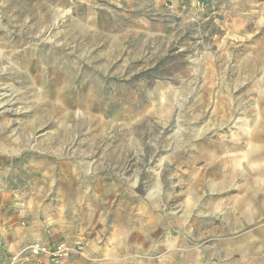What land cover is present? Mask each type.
Segmentation results:
<instances>
[{"label":"rangeland","instance_id":"1","mask_svg":"<svg viewBox=\"0 0 264 264\" xmlns=\"http://www.w3.org/2000/svg\"><path fill=\"white\" fill-rule=\"evenodd\" d=\"M0 214L64 264H264V0H0Z\"/></svg>","mask_w":264,"mask_h":264},{"label":"built area","instance_id":"2","mask_svg":"<svg viewBox=\"0 0 264 264\" xmlns=\"http://www.w3.org/2000/svg\"><path fill=\"white\" fill-rule=\"evenodd\" d=\"M30 254L34 256L37 261L36 264H64L69 254L75 249L66 242H58L51 245H42L35 243L28 246ZM77 250L81 253V246H77ZM18 255H14L11 259L12 262L16 261ZM41 258H45L44 261Z\"/></svg>","mask_w":264,"mask_h":264},{"label":"crops","instance_id":"3","mask_svg":"<svg viewBox=\"0 0 264 264\" xmlns=\"http://www.w3.org/2000/svg\"><path fill=\"white\" fill-rule=\"evenodd\" d=\"M3 218H5V215L4 214H0ZM6 220H8L7 218H5V221ZM1 221V220H0ZM9 222H13V221H11V220H8ZM38 223H41V222H38ZM12 223H10V225H9V228L8 227H4V231L6 232L3 236H0V239L1 240H4L5 241V243L8 245V242H7V236L8 235H11L12 233H17L18 232V230L15 228L17 225H11ZM38 227H39V225H38ZM14 228V229H13ZM41 231L42 232H40L39 234H36V235H34L33 237H32V239L31 238H29L28 240H26V238H23V237H18V234H15L14 236H15V239H19L20 240V242L22 243V244H24L23 245V247H26V246H28V245H30V244H35V243H39V244H42V245H51V244H56V243H58L59 241H56V239H54V237H49L47 234H46V232H44L42 229H41ZM37 232H39V230L37 231ZM33 241H35V242H33ZM56 241V242H55ZM27 242H31L30 244H27ZM33 242V243H32ZM8 248H10V246H8ZM14 248V247H13ZM21 249H19L18 250V248L16 249V250H12V252H11V255H15V254H17L19 251H20Z\"/></svg>","mask_w":264,"mask_h":264}]
</instances>
